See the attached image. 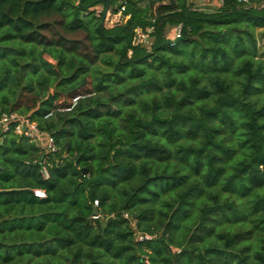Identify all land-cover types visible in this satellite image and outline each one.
Wrapping results in <instances>:
<instances>
[{"label": "trees", "instance_id": "trees-1", "mask_svg": "<svg viewBox=\"0 0 264 264\" xmlns=\"http://www.w3.org/2000/svg\"><path fill=\"white\" fill-rule=\"evenodd\" d=\"M98 1L0 0V113L43 96L24 111L68 152L44 179L31 140L0 138V264H264V59L235 23L264 26V5L177 0L149 17L128 0L106 27L85 13ZM138 25L154 29L134 44Z\"/></svg>", "mask_w": 264, "mask_h": 264}, {"label": "built area", "instance_id": "built-area-1", "mask_svg": "<svg viewBox=\"0 0 264 264\" xmlns=\"http://www.w3.org/2000/svg\"><path fill=\"white\" fill-rule=\"evenodd\" d=\"M202 3L216 2L217 7H220L225 4L226 0H200ZM238 3L250 4L255 0H236ZM264 5V2H263ZM90 9L95 12L98 17H101L102 23L106 27H112L118 24H122L124 21H128L132 17V12L127 10L128 0L120 1L119 5L112 6L109 4L98 5ZM182 24H178L174 28V35H171L170 38L172 42H175V39L182 36ZM153 26H136L134 29L133 43L139 44L141 42H146L151 33L153 32ZM132 50H130V54ZM85 96V94L78 93L72 97L70 103L63 106H58V109L70 110L72 109L79 101L80 97ZM55 108H52L49 112L46 113L45 117H49L54 112ZM9 133L15 135L25 136L35 146L39 149L40 157L28 160L29 163H38L40 168V173L44 179H49L51 177V167L54 164L63 163L65 158L68 156V152L61 148L57 143L55 135L43 129L39 125V121L31 116V113L22 112L18 109H9L4 110L0 113V138L3 140L5 136ZM36 195L43 198L47 196V190L43 187H37L34 189ZM100 204L99 198H96L94 201L95 207ZM111 214L110 216H114ZM109 215L97 211V213H92L94 220L101 219L102 221L106 220ZM107 217V218H106ZM155 233L149 232H137V240L151 239Z\"/></svg>", "mask_w": 264, "mask_h": 264}, {"label": "rangeland", "instance_id": "rangeland-1", "mask_svg": "<svg viewBox=\"0 0 264 264\" xmlns=\"http://www.w3.org/2000/svg\"><path fill=\"white\" fill-rule=\"evenodd\" d=\"M132 1L134 2V5L136 7H139L140 9H142L143 13H145L147 11L149 17L156 15V13L158 11V7L160 5L171 7L174 4H176V2H177V0H132ZM98 2L99 3L95 4L92 7H96L98 5H103V4L105 5L104 1H102V0H100ZM191 2H193V5L195 7H202L204 9H208L209 11L217 10V9H214V8H216V6L213 3H209L208 2L207 4H205V3H202L200 0H192ZM263 2H264V0H262V2H260V3H256V4L253 3L251 5H253V7H259V6H263ZM119 4H120V1L117 2V4L115 3V4H113V5L111 4V5L112 6H116V5H119ZM206 6H209V7H212V8H207ZM90 7L91 6L88 7V10L85 11V13L88 12V11H93V10L90 9ZM94 15H96L95 12H94ZM125 22H127V21H124L123 23H125ZM235 23H236V25L239 26L238 30L241 31V32H243L245 30H251L252 32H255L256 39H257V48H258L257 54H256V58L264 59V26H258V27L252 28L250 26V23L247 20H245V19L244 20L240 19V20L236 21ZM220 25L225 26L226 24L225 23H220ZM138 26H141V25H138ZM174 28L168 29V31H167L168 32V36L174 35ZM217 31H219V29ZM201 45H204V44L200 43V45L198 44L196 46V52H195L196 55H199L201 53V48H202ZM128 52L130 54V50ZM45 56L47 58H49V60L51 62H54V63L56 62V59H54L50 54H45ZM101 66L102 67H109V65L107 63H105L104 61H101ZM55 86H56V84H55ZM55 86L52 87V90L54 92L57 90V87H55ZM69 93L70 92H62L63 96H61L60 99H63L64 97L65 98L69 97ZM11 97L13 99L12 100V103H13V101L15 100V97H13V95H11ZM42 97L43 96H38L35 92L24 91L21 94L19 100L16 101V103H18V105H16V106L19 107L18 109H20V111L29 113L30 111H24V110L25 109H34L35 107H37V105L41 102ZM260 100L263 101L264 100V96H261ZM260 100H259V102H260ZM12 103L10 105H12ZM21 108L23 110H21ZM132 222L135 223L136 219L133 218ZM155 234H157V233H155ZM136 237H137V234H136ZM147 260L149 261L148 258H147ZM159 262L162 263V264H169L166 260L162 261V260L159 259ZM150 263H151V261H149V264ZM53 264H60V263L54 262Z\"/></svg>", "mask_w": 264, "mask_h": 264}, {"label": "water", "instance_id": "water-1", "mask_svg": "<svg viewBox=\"0 0 264 264\" xmlns=\"http://www.w3.org/2000/svg\"><path fill=\"white\" fill-rule=\"evenodd\" d=\"M177 40H178V38L175 39V41H177ZM169 41L172 42V39L169 38ZM97 211H98L97 208L93 209V213H97ZM111 219H112V216H109L105 221H103V225L106 226Z\"/></svg>", "mask_w": 264, "mask_h": 264}, {"label": "crops", "instance_id": "crops-1", "mask_svg": "<svg viewBox=\"0 0 264 264\" xmlns=\"http://www.w3.org/2000/svg\"><path fill=\"white\" fill-rule=\"evenodd\" d=\"M192 1V0H191ZM209 3H212V2H209ZM205 4H207V3H205ZM213 4L216 6V8H214V9H217L218 7H217V5H216V2H213ZM207 8H212V7H209V6H206ZM202 8V7H201Z\"/></svg>", "mask_w": 264, "mask_h": 264}]
</instances>
